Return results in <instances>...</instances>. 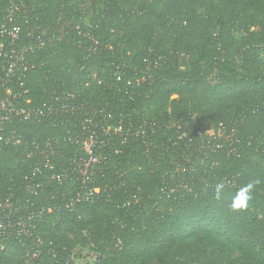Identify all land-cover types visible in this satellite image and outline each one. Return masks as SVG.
I'll return each instance as SVG.
<instances>
[{"label":"trees","instance_id":"16d2710c","mask_svg":"<svg viewBox=\"0 0 264 264\" xmlns=\"http://www.w3.org/2000/svg\"><path fill=\"white\" fill-rule=\"evenodd\" d=\"M11 3L0 101L30 118L0 125V194L16 220L43 214L0 264L86 247L93 264H264V0H0V25ZM12 47L32 51L8 77Z\"/></svg>","mask_w":264,"mask_h":264},{"label":"built area","instance_id":"2783aa9c","mask_svg":"<svg viewBox=\"0 0 264 264\" xmlns=\"http://www.w3.org/2000/svg\"><path fill=\"white\" fill-rule=\"evenodd\" d=\"M14 16V4H10L7 9L6 17L7 22L0 25V35L6 36L11 43H15L18 40V28L12 24ZM10 23L11 25L7 26ZM37 43H40L39 41ZM42 45V43H40ZM32 51L31 47L22 48H10L4 54V70L8 77H14L16 74L22 75L27 70L25 55ZM20 77V76H19ZM41 110H34L33 114H41ZM12 116H23L25 119L30 118V113L26 112L25 109L15 106L14 103L6 100L5 102L0 101V125L4 121H8ZM18 143V142H15ZM81 145L86 155L89 157L85 169L91 164L95 163L94 153H93V142H76ZM34 172L40 171L36 169ZM13 203L9 197L3 198L0 194V214L9 212L12 217H6L4 220L0 219V242L14 240L21 236L28 240L30 243L34 242V237L32 234V222L34 219H39L43 214V209L38 213L33 211L26 214L25 218H20L16 220L13 214ZM2 242V243H3ZM2 248V247H1ZM41 254L39 250H33L31 254H26L28 259L37 261L33 263L31 260L27 261L26 264H43L41 259ZM74 264H79L75 260V254L72 258ZM95 261V260H94ZM94 261H88L84 264H93Z\"/></svg>","mask_w":264,"mask_h":264},{"label":"clouds","instance_id":"9594fccd","mask_svg":"<svg viewBox=\"0 0 264 264\" xmlns=\"http://www.w3.org/2000/svg\"><path fill=\"white\" fill-rule=\"evenodd\" d=\"M260 184L259 179L250 180L245 185H243L237 192L236 196L230 205L232 210H243L248 206V201L251 199L250 193L255 188L256 185ZM223 186H217V193L221 190Z\"/></svg>","mask_w":264,"mask_h":264},{"label":"rangeland","instance_id":"374dc122","mask_svg":"<svg viewBox=\"0 0 264 264\" xmlns=\"http://www.w3.org/2000/svg\"><path fill=\"white\" fill-rule=\"evenodd\" d=\"M75 254V260L76 262H78L79 264H84L88 261H94L96 260V255L88 248H77L74 251Z\"/></svg>","mask_w":264,"mask_h":264}]
</instances>
